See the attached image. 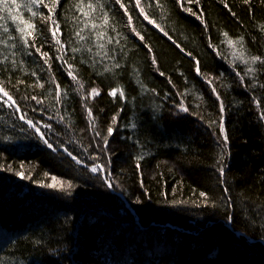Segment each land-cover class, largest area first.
Wrapping results in <instances>:
<instances>
[{
	"label": "trees",
	"instance_id": "trees-1",
	"mask_svg": "<svg viewBox=\"0 0 264 264\" xmlns=\"http://www.w3.org/2000/svg\"><path fill=\"white\" fill-rule=\"evenodd\" d=\"M26 2L12 14L28 21ZM78 2L56 7L63 51L31 17L29 43L48 64L20 41V21L0 13V82L15 102L0 94V264H264V65L235 55L264 58V0H141L158 27L122 0L131 28L115 0H100L116 29L102 50L93 31L103 29L77 42L85 21L101 23L98 8L86 18ZM96 164L103 175L89 170Z\"/></svg>",
	"mask_w": 264,
	"mask_h": 264
},
{
	"label": "snow or ice",
	"instance_id": "snow-or-ice-1",
	"mask_svg": "<svg viewBox=\"0 0 264 264\" xmlns=\"http://www.w3.org/2000/svg\"><path fill=\"white\" fill-rule=\"evenodd\" d=\"M179 2V0H178ZM188 2H193V0H188ZM245 2L247 3L248 0H245ZM60 0H51V6L49 5V3H46L45 0H27V2L24 4V7L27 9L28 12L31 13V17H37L40 16L41 17V23H45L47 25V27L49 28L52 38L54 40V43L56 45L59 46V48L57 49L58 51H63L65 45L64 43H62L61 39L59 38V33H60V25L59 23H57L56 19H55V13H56V7L59 5ZM115 3L118 4L120 6V8L124 9L125 11V15L128 16V26L131 28L132 26V22H133V17L131 15H128V9L126 7V5L124 3H122V0H115ZM135 4L136 7L140 9V13L141 15L144 16V19L148 20V22L150 24H154L155 22L154 20L150 19L148 15L145 14V9L143 7H141V0H135ZM43 5V7L48 9V15L44 16L42 13L38 12V11H34L33 9L36 8L38 9L39 6ZM77 10L80 11L81 13H83V15L87 18L92 16L93 13L96 12L97 8L100 11L101 14V23H96L95 22V17L92 18L90 25L88 21L84 22V27L79 28L76 32H75V37L78 38L77 42L79 41H85L88 37H86V35H82V33L84 32L85 28H89V26L91 27L92 30H96V29H103L101 31H93V35L95 36V41H96V46L98 49L102 50L105 48V44L101 43V41H104L106 39L107 44H111L113 42V37L108 36L107 33V28L108 27H112L111 25H109V14L108 12L104 11V6L100 3V0H96V4H93L91 2H89L86 5V8L89 11H85V5L83 4V0H79V2L75 5ZM157 6H161L158 3L157 0ZM21 7L20 4L17 3V0H0V13H4L7 12L11 18L12 21H17L19 20L20 22L18 24H16V32H18L19 35V39L20 41L23 43V45L25 47H34L35 51L37 53H40L41 57L44 58V63L48 64L49 61L47 59V57L49 56L48 52H41L40 48H36L34 44H30L29 43V38L34 39L33 33L35 31H37L36 29V25L34 23L31 22V17L29 18L28 21H25L23 19H21L18 15H13V8L19 9ZM225 7H227V5H225ZM189 12H192L191 9H187ZM195 15V13H193ZM199 18V17H198ZM6 19L3 15H0V20H4ZM203 23V21H201ZM23 25V26H21ZM0 27H3V31L5 33L8 32V27L4 26V25H0ZM162 30V29H161ZM112 31H116V29L114 27H112ZM132 31L140 37L141 40H143V37L140 36V34L138 32H136L135 28H132ZM119 35V33H117ZM225 36H227L228 34L225 33ZM9 39H11V37H9ZM242 39L240 38V40L238 41L241 44V47H243L242 44ZM0 43H3V41H0ZM118 43V41H117ZM228 44H233L232 40H228ZM211 46V45H210ZM13 47H15V45H13ZM72 51L77 52L80 51L79 48H73ZM89 51H91V49H89ZM97 55H100V52H97ZM104 55L106 56L107 53L105 52ZM236 55V59L241 60L243 63L245 64H256V63H260L261 65H264V58L260 57V56H250V58H245L244 53L240 52ZM57 59L63 60L62 56H58ZM65 64H67V67L69 68V72L68 75L73 79V81H75L76 83H78L80 85V88L83 89L84 85L82 83H80V81L77 79L76 75H74L73 71L71 70L73 68L72 64H68L67 61H64ZM153 65L156 64V60L155 58H153L152 60ZM115 67H119V65H115ZM106 71L108 70L107 68L105 69ZM254 69H252L251 67L248 68V70L245 72V75H248V73L253 72ZM197 72L199 74V68H197ZM163 75V73H161ZM33 75H35V73H33ZM239 75V73L237 74ZM18 83H23V81H18ZM53 83H55V80H53ZM209 83H211V81H209ZM36 87H43L42 84L39 83V81H37L36 83ZM117 89H112L109 92L110 96H116L117 95ZM213 93H216V89L213 88L212 89ZM0 94H2L4 97H7V101H12V96L9 94V92L5 89L4 85L2 82H0ZM61 94V89L59 84L56 85V95L57 97H59ZM90 95L95 97L97 95H100V92L98 89L96 88H92ZM119 95L121 98L124 97V92L122 90L119 91ZM31 99L33 100H37V103H41V101H39L37 99L36 96H32ZM216 99L219 101L220 95L217 93L216 94ZM5 101V102H7ZM59 102V101H58ZM13 105L15 104L14 101H12ZM259 107V105H258ZM180 110L183 112H188V109L186 107H184L182 104L180 106ZM224 105L221 102L220 104V111L221 113L224 112ZM17 111H19V108H17ZM92 111L91 109H88V116L91 118L92 117ZM260 118L262 120H264V112L261 113ZM21 120H25V122L30 126V127H35V125L33 124V121L31 120H27L25 118L24 115L20 116ZM116 117H113V121H115ZM210 124H217V121L213 120L210 122ZM218 128H219V133L220 136L223 138V142L225 145H227V141H228V137L225 133V127H224V122H223V116H221L220 121L218 123ZM45 127H50L49 125H45ZM37 133L40 135V138L44 141V143L49 147L52 148V145L44 139V135L43 133H40L39 128L36 129ZM113 128L109 127L107 132L108 135H112L113 133ZM97 135L99 136L100 133L97 132ZM104 140V143L107 144L108 143V139L107 137H102ZM70 156L72 155L71 153H68ZM73 160H76L77 163H80V161L77 159V157L72 156ZM221 163H222V158H221ZM137 167L139 168V165H137ZM100 168L99 165H95L91 168V171L93 173L97 172L98 169ZM218 171L220 172L221 176L224 175V168L223 167H219ZM17 175H22L21 173H17ZM53 180H55V177H53ZM110 186V185H109ZM43 187H47V188H55L57 187V184H53V183H49V184H45L43 185ZM72 185L68 182H64L62 184H60V188L61 190H64L65 188H71ZM201 197H204L205 200L203 202H207V196L206 193L201 192L200 193Z\"/></svg>",
	"mask_w": 264,
	"mask_h": 264
},
{
	"label": "rangeland",
	"instance_id": "rangeland-1",
	"mask_svg": "<svg viewBox=\"0 0 264 264\" xmlns=\"http://www.w3.org/2000/svg\"><path fill=\"white\" fill-rule=\"evenodd\" d=\"M97 165V164H96ZM93 166H95V165H93ZM93 166H90L89 167V170L91 171V168L93 167ZM97 172H100L101 173V175H103V170H102V168L100 167L99 169H98V171ZM97 172H95V173H97Z\"/></svg>",
	"mask_w": 264,
	"mask_h": 264
}]
</instances>
